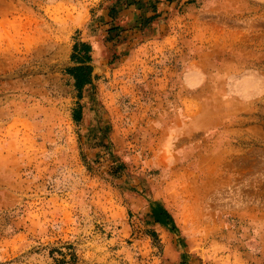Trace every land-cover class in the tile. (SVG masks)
<instances>
[{"label": "rangeland", "instance_id": "rangeland-1", "mask_svg": "<svg viewBox=\"0 0 264 264\" xmlns=\"http://www.w3.org/2000/svg\"><path fill=\"white\" fill-rule=\"evenodd\" d=\"M0 264H264V0H0Z\"/></svg>", "mask_w": 264, "mask_h": 264}, {"label": "trees", "instance_id": "trees-1", "mask_svg": "<svg viewBox=\"0 0 264 264\" xmlns=\"http://www.w3.org/2000/svg\"><path fill=\"white\" fill-rule=\"evenodd\" d=\"M91 45L87 41H75L70 54L73 65L68 66L66 71L73 78V85L79 92L82 87L90 82L92 66L91 61ZM74 120L80 118V106L78 105L72 111Z\"/></svg>", "mask_w": 264, "mask_h": 264}]
</instances>
